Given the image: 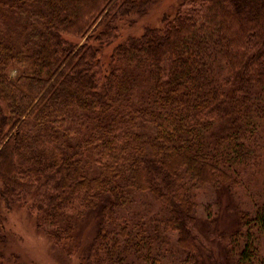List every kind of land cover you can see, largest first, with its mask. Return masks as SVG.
I'll return each instance as SVG.
<instances>
[{
    "label": "trees",
    "instance_id": "1",
    "mask_svg": "<svg viewBox=\"0 0 264 264\" xmlns=\"http://www.w3.org/2000/svg\"><path fill=\"white\" fill-rule=\"evenodd\" d=\"M158 1L0 0L1 261L23 207L68 258L97 219L79 264H264V0H182L105 56Z\"/></svg>",
    "mask_w": 264,
    "mask_h": 264
},
{
    "label": "rangeland",
    "instance_id": "2",
    "mask_svg": "<svg viewBox=\"0 0 264 264\" xmlns=\"http://www.w3.org/2000/svg\"><path fill=\"white\" fill-rule=\"evenodd\" d=\"M181 2L182 0H159L149 9L145 16L139 18L135 26L123 27L121 35L105 50L104 55L108 56L111 49L127 35L141 36L148 26H162L163 16L168 15L171 18L174 17ZM68 38L80 44L85 41L84 38L80 39L70 36H68ZM245 189L248 191L249 188L245 187ZM239 193L246 195L244 189H241ZM198 199L201 203L199 214L203 216H205L203 206H207L208 204L215 205L213 206L214 210L221 214L219 224L220 232L231 233L235 229L236 225L233 223V218L230 216L229 210L227 209L231 200L224 190H219V192H217L213 189H204L200 192ZM219 202L221 206L218 204ZM96 225L97 219L92 217L80 227L82 247L75 257L68 258L60 248L55 246L47 236L37 229L36 219L29 213L27 208L16 207L12 211L6 213L5 235L7 242L4 252L5 258L2 261L0 260V264H79L81 256L86 253L90 245L96 230ZM205 238L206 241L210 242L215 237H210V239H208L205 236ZM215 249L217 253L219 246L216 243ZM13 256H17L18 259Z\"/></svg>",
    "mask_w": 264,
    "mask_h": 264
}]
</instances>
